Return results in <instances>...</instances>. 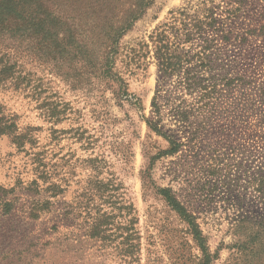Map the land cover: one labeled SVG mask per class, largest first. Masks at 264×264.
Masks as SVG:
<instances>
[{
	"label": "rangeland",
	"instance_id": "1",
	"mask_svg": "<svg viewBox=\"0 0 264 264\" xmlns=\"http://www.w3.org/2000/svg\"><path fill=\"white\" fill-rule=\"evenodd\" d=\"M133 1L12 0L19 18L0 24L12 74L0 83V264H264V0H151L107 44L118 81L98 80L85 63L101 60L99 30ZM208 10L214 26L193 29ZM30 15H41L37 39ZM63 22L91 49L83 66L58 49ZM165 25L172 62L213 42L203 65L161 77L150 36ZM60 58L78 63L67 68L80 83L61 76ZM110 211L103 240L91 239Z\"/></svg>",
	"mask_w": 264,
	"mask_h": 264
},
{
	"label": "trees",
	"instance_id": "2",
	"mask_svg": "<svg viewBox=\"0 0 264 264\" xmlns=\"http://www.w3.org/2000/svg\"><path fill=\"white\" fill-rule=\"evenodd\" d=\"M96 1L94 4L96 6L100 5V1L102 0H92ZM151 0H134L133 3L131 4L133 6V10L128 14V16L124 19H122L121 22H119L118 26L116 28L110 29L108 31H103L99 30V33L97 37L99 38L100 42H102L101 45H99V50L101 53L100 57L101 60L98 59L96 62H87L85 64H88V67L92 69L96 73V78L98 80H110V81H118L117 76L113 75L110 73L111 69V59L113 56V47L108 51V43L111 44L112 46L116 43V41L123 35L130 27L132 22H134L142 13L143 11L149 6ZM103 4H101L102 7ZM10 15H17L19 18V15L16 12V9L14 7V3L12 0H0V24H3L8 18H10ZM41 15L33 16L30 15L28 18V21L30 23L31 29L29 30L30 38L32 36H35L37 39V36L39 32L43 29L39 27L40 23L42 22L40 19ZM100 22L102 21V18H99ZM207 23L204 24V22H201L199 20H193V25L192 28L196 29V31H199L202 26H207L209 28H212L215 24V20L212 19V11L208 10L207 11V16L205 18ZM63 26V31L61 35V38L59 39L58 42H61L60 48L58 46V49L61 53H67V52H73L76 54L74 56V59L76 60V57L78 60H80L79 64L81 63V66H83L84 61L81 57L78 58L80 55H85L88 54L89 51L91 50L88 45H85L84 38L80 34V30H77L76 26H68L65 24V22L61 23ZM165 29L159 34L154 36H150L151 42L154 45V57L158 61V72L161 75V77H168L171 75V72L174 70H179L182 66L183 63H190L193 59H195L197 62H199V65H203V57L204 53L206 51L210 50L212 48V43L213 42H202L204 46H201V51L196 52L192 57L187 56L184 52H182L181 49H177V55L175 56V61L172 62V56L170 54V48H169V42H168V37H167V26H164ZM192 34H188V39L191 38ZM58 37V36H57ZM155 38V40H153ZM72 44V45H71ZM179 46V45H178ZM112 53V55H111ZM99 56V55H98ZM59 65V69L61 70V76L68 82H75V83H80V78L78 76H69V70H68V65H73L77 66L78 63L72 62L71 60H67L66 58H60L59 62L57 63ZM200 67V66H199ZM86 68V67H84ZM10 68L6 66H0V83L8 80L12 74H10ZM94 73V74H95ZM158 92V91H156ZM156 94L152 98L151 101V106L155 109H157V104H156ZM1 109V106H0ZM2 118H0V123H1ZM146 124L151 129L154 131L157 135L162 136L163 138L167 139L169 142L172 141V139L161 130L159 127V121H153V120H146ZM6 128H0V135L4 133ZM173 143V142H172ZM175 143V142H174ZM177 151V147H174L170 150V152L174 153ZM98 188H104V185L101 184V182L97 183ZM49 191L51 192L52 195H57L59 192L58 187L55 186L54 184L52 186H49ZM165 198L169 205L176 210L180 215H185L184 209L179 205V203L175 200L174 197L169 196V194H165ZM47 205H49V202H46ZM120 209L126 214H129L130 207L129 205H123L120 207ZM114 214L112 211L110 212H105L102 214H99L96 216L91 224L90 227V238L98 241H102L103 237L102 234L105 232L103 229L104 225H108V223L111 221H114ZM191 225L195 228L197 231L196 234L199 235L197 225L194 223V220L191 219ZM128 224H131V222H128ZM133 224V223H132ZM125 233L128 231V225L125 226L124 228ZM136 238L134 235H126L124 237V245L126 246L127 250H133L136 246L135 244H132L133 241ZM132 241V243H131ZM128 255V254H127Z\"/></svg>",
	"mask_w": 264,
	"mask_h": 264
}]
</instances>
